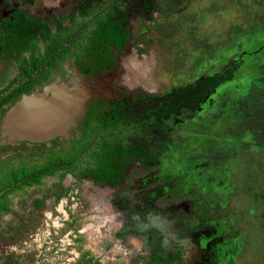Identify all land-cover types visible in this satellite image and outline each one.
Masks as SVG:
<instances>
[{
  "label": "rangeland",
  "instance_id": "374dc122",
  "mask_svg": "<svg viewBox=\"0 0 264 264\" xmlns=\"http://www.w3.org/2000/svg\"><path fill=\"white\" fill-rule=\"evenodd\" d=\"M81 1L12 0L49 20ZM128 8L130 37L109 71L87 76L69 62L65 77L15 105L63 87L81 95L76 119L95 99L148 111L241 58L217 74L206 103L142 141L145 152L128 160L118 185L65 174L15 194L0 216V264H151L155 255L264 264V145L238 126L243 97L264 89V0H132ZM8 14L0 0V22ZM5 69L0 57V85ZM4 119L0 143H20L3 135ZM154 220L165 226L149 227Z\"/></svg>",
  "mask_w": 264,
  "mask_h": 264
},
{
  "label": "trees",
  "instance_id": "16d2710c",
  "mask_svg": "<svg viewBox=\"0 0 264 264\" xmlns=\"http://www.w3.org/2000/svg\"><path fill=\"white\" fill-rule=\"evenodd\" d=\"M129 2L83 1L71 11L67 23L57 22L55 28L46 21L30 18L24 11L15 12L14 20L3 24L5 34L0 33V47L10 61H15L18 73L0 87V95L20 84L0 97V111L5 112L22 93H30L37 85L50 81L54 72L64 74L68 59L75 60L85 73L104 70L116 61L111 47L118 50L128 42L124 22L130 12ZM215 84V76L201 78L194 87L145 113H135L123 102L93 106L80 135L67 146L42 147L37 160H4L0 170V216L11 212L13 195L42 185L48 176L71 172L117 184L122 164L143 149L134 144L149 139L151 129L179 114L183 107L194 108ZM241 104L239 128L250 133L254 142L264 145V89L243 97Z\"/></svg>",
  "mask_w": 264,
  "mask_h": 264
},
{
  "label": "flooded vegetation",
  "instance_id": "af4514ba",
  "mask_svg": "<svg viewBox=\"0 0 264 264\" xmlns=\"http://www.w3.org/2000/svg\"><path fill=\"white\" fill-rule=\"evenodd\" d=\"M83 1H97V0H83ZM83 1H81V2H83ZM129 1L131 2L132 0H129ZM134 1H135V0H134ZM2 2L6 5L7 10H9V14H8V16L0 22V33H3V34H5V30H4V28H3V24H4V22H5V21H10V22H12V21L14 20V13L17 12V11H24V12H25L30 18H34V19H37V20L46 21V22L49 23L50 27L55 28L57 22H63L64 24L67 23V22H68V19H69L68 16L70 15L71 11L76 7V5H78V4L81 3V2H80V3L76 4V5H74V6L72 7V9L69 11V13H68L67 15H65V16H63V17L56 15V16H54L51 20H49V19H42V18H39V17H34V16L30 15L28 12H26L24 9L16 8V7L14 6L12 0H9V2H8L9 5L7 4V1H5V0H2ZM130 2H129V3H130ZM129 3H128V4H129ZM131 12H132V11H131V9H130V12L128 13V15H129ZM127 17H128V16H127ZM126 20H127V18H126ZM126 20H125V22H126ZM125 22H124V25H125ZM125 27H126V26H125ZM128 32H129V31H128ZM129 37H130V34H129ZM128 40H129V38H128ZM127 43H128V42H127ZM127 43H126L121 49H118V50L114 49V46L111 47L112 50L114 51L115 56H116V61H117V55H116V52L122 50V49L127 45ZM0 57H1L2 59L5 60V66H6V69L3 71L2 76H1V79H2L3 84L0 85V87H3V86H5L6 84H8L9 81H10V79H11L12 77H14V76L18 73V69H17V65H16L15 61H10V59H8V57L5 55V53L1 50V47H0ZM240 58H241V56H239V57L237 56V57H235L234 59L232 58L231 61H229L228 63H225V65L223 66V69H222L223 71H222V72L225 73L227 70H229L230 67L233 65V63L239 61ZM116 61L111 62L110 65H109L107 68H105L104 70H95L93 73H85V72L82 71V69L80 68V66L75 62V60H73V59H68V60H66V61L64 62V67H65V73H64V74H59L58 72H54L53 75H52V77H51V80H50V81L46 82V83L43 84V85H37V86H36V87H35L30 93H22V94L19 96V98H17V99L15 100V102H14L13 104H11L10 106H8V108H7V110H6L5 112L0 111V117L5 118L7 112H8L9 110H11V108L14 107V105L16 104V102L19 101L22 97H24V96H26V95H30L31 93H33L35 90H37V89H39V88H43L45 85H47V84H49L50 82H52L56 77H61V78L65 77V76L68 74V63H69V62H71V63L74 65V68L77 69L80 73H82V74H84V75H87V76H94V75H96V74H98V73L101 74V73H105V72L109 71V70L113 67V65L116 63ZM243 61H245V59H244ZM227 68H228V69H227ZM226 69H227V70H226ZM216 70L218 71L219 68L216 69ZM225 70H226V71H225ZM10 71H12V74H11V75H10ZM214 71H215V70H214ZM224 71H225V72H224ZM222 72H216V73H212V74H206V75H204V76L198 78L197 81H198L199 79H201V78H204V77H209V76H215V77H217V74H218V73L223 74ZM231 80H233V78H232ZM197 81L193 84V86H190L189 88H187V89H185V90L179 91V92H177V93L174 94V95L167 96L166 99H165L161 104H159L156 108H158L160 105H162V104H163L165 101H167L170 97L176 96L177 94H179V93H183V92H185L186 90H188V89L194 87V86L196 85ZM227 81H229V80H227ZM227 81H226V82H227ZM18 83L20 84V82H18ZM19 84H18V85H19ZM224 84H225V83H223V85H224ZM15 87H16V86H15ZM12 89H13V88H12ZM12 89H11V90H12ZM11 90H10V91H11ZM10 91H9V92H10ZM209 93H210V92H209ZM209 93L205 96V98H204L202 101H200L199 103H197V104L195 105L194 108L183 107V108L181 109V112H180L179 114H173V115H171L168 119H166L165 121L169 120V119L172 118L173 116L180 115V114L183 112V110H185V109H195V108H197V107H199V106H202V104L206 103V101L208 100ZM1 97H2V96H1ZM29 97H31V96H29ZM29 97H26V98H29ZM24 99H25V98H24ZM24 99H23V100H24ZM20 102H21V101H20ZM113 102H123V106H128L129 108L133 109L135 113H145V112H149V111H151V110L156 109V108H154V109H151V110H148V111L137 112L136 109H134V108L131 106V103L128 102L127 100H125V99L113 100V101H106V100L104 101V100H98V99H97V100H96V99H95V100H91V101L88 102V104H87V108L83 110V113H82V114H81V115L75 120V122L72 123V125L68 128V130H67V132H66L67 134H64V135H58V136L53 137L52 139H49V140H47V141H41V142H40V140H39V141H30V140L25 139V140H21V141H19L20 143H15V144H12V143H10V144H7V143H6V144H2V143H0V170H1L2 162H3L4 160H6V159H10L12 162H13V161H19V160H15V157H14L15 154L18 153V152H28L29 154H32L33 152H35V150H38L37 153L39 154V152L41 151L42 147H53V146H56V147H58V148H61V147L67 146L72 138H74L75 136H79V135H80V133H81V128H82V124H83V122H84V119H85V117L88 115L89 110H90L93 106H95V107H103V106L105 105V103H109V104H111V103H113ZM107 110H110V109L107 108ZM107 110H105V114L107 113ZM165 121H164V122H165ZM164 122H163V124H164ZM163 124H162V125H163ZM162 125H161V126H162ZM161 126H159V127H155V128H153V129H151V130H150V132H151V136H152V132H153V130H155V129H157V128H160ZM63 136H64V137H63ZM150 138H151V137H150ZM150 138H149V139H150ZM149 139H147V140H149ZM142 141H146V140H139V141H137V142L134 144V147H135V148L137 147V149H140V147H141V148H143V149H140V150H139L140 152L137 153V154H135L133 157H128V159L122 164V170H121V174H122V176L120 177L119 182H118L117 184H115V185H110V184H109L110 186H116V185H118V184L121 182L122 177H123V167H124V165L128 162V160L134 158L135 156H140V155H142V154L145 152V148H144V146L141 145V144H142ZM15 142H18V141H15ZM30 144L33 145V148L30 147ZM22 145H24L25 148L20 149L19 147H21ZM39 158H40V156H39ZM39 158H38V159H39ZM28 160H29V159H28ZM36 160H37V159H36ZM65 174H71V175H73V176H80V175L87 176V175H84V174L74 175V174L71 173V172H66ZM65 174L60 173V174H58L57 176H48V177H45L44 180L47 179V178H50V177H52V178H56V177H58V176H60V175H65ZM87 177H90V178L94 179L95 181L105 182V181H101V180H96L95 178H93V177H91V176H87ZM43 183H44V182H43ZM105 183H107V182H105ZM107 184H108V183H107ZM42 185H43V184H42ZM36 186H40V185H36ZM36 186H31V187H29V188L36 187ZM29 188H27V189H29ZM13 196H14V195H13ZM13 196H12V197H13ZM10 206H11V209H12V200H11V204H10ZM11 211H12V210H11ZM161 212H166V213H164V214H159V213H161ZM169 214H170V210L167 209V210H163V211H160V212L156 213V214H155V217H158V216H160V215H162V216L164 215V216L167 217ZM149 224H150L149 227H153V226L158 227V226H160V227L162 228L163 226H165L164 224H163V226L160 225V224H159L158 222H156L155 220H154V222H150ZM170 226L172 227L173 225L170 224ZM166 227H169V226H166ZM150 238H151V237H150ZM179 241H180L182 244H185V243H186V240H185V239H184V240L181 239V240H179ZM178 259H179V258H176V257L169 258V257H166V256H164V255H155V257H154V262L151 263V264H156V263H157V264H181V262H180Z\"/></svg>",
  "mask_w": 264,
  "mask_h": 264
},
{
  "label": "bare ground",
  "instance_id": "6f19581e",
  "mask_svg": "<svg viewBox=\"0 0 264 264\" xmlns=\"http://www.w3.org/2000/svg\"><path fill=\"white\" fill-rule=\"evenodd\" d=\"M81 103L78 92L51 87L42 96H31L15 105L5 116L3 135L11 142L47 141L64 135L80 114Z\"/></svg>",
  "mask_w": 264,
  "mask_h": 264
},
{
  "label": "water",
  "instance_id": "95a60500",
  "mask_svg": "<svg viewBox=\"0 0 264 264\" xmlns=\"http://www.w3.org/2000/svg\"><path fill=\"white\" fill-rule=\"evenodd\" d=\"M18 84H19V83H17L16 85H14V87L17 86ZM14 87H12V88H14ZM12 88H11V89H12ZM11 89H9L8 91H6V92H4L3 94H1L0 97L3 96V95H5V94H7ZM12 108H13V107H12ZM12 108H11V109H12ZM9 111H10V110H9ZM9 111H8V112H9ZM8 112H7V113H8ZM18 142H19V141H18Z\"/></svg>",
  "mask_w": 264,
  "mask_h": 264
}]
</instances>
